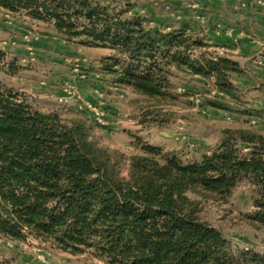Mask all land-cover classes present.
<instances>
[{"label": "trees", "instance_id": "1", "mask_svg": "<svg viewBox=\"0 0 264 264\" xmlns=\"http://www.w3.org/2000/svg\"><path fill=\"white\" fill-rule=\"evenodd\" d=\"M0 8L51 25L63 43L110 50L98 69L109 87L168 101L176 98L175 72L185 71L214 81L210 106L245 105L232 81L245 71L203 50L209 45L199 26L144 20L129 6L99 0H0ZM7 57L0 50V74L16 75L21 68ZM237 111L264 118V107ZM102 129L90 117L35 109L0 78V236L31 235L107 264H264L263 254L234 248L203 217L204 204H227L248 182L255 212L247 220L264 229V134L225 128L208 153L185 162L139 137L142 152L110 148L100 141Z\"/></svg>", "mask_w": 264, "mask_h": 264}, {"label": "rangeland", "instance_id": "2", "mask_svg": "<svg viewBox=\"0 0 264 264\" xmlns=\"http://www.w3.org/2000/svg\"><path fill=\"white\" fill-rule=\"evenodd\" d=\"M99 1L117 10L129 6L132 13L144 20L161 19L175 27L186 23L199 26L201 35L209 45L203 50L236 60L245 71L244 75H236L232 80L240 89L244 106L264 107V83L259 82V87L253 89L249 80L253 75L263 81L261 77L264 74L262 73L264 64H257L255 61L261 54L251 58L244 53L232 52L239 48L240 38L247 39L252 44L254 52L259 49L261 51L264 46L261 39L255 36V32L236 21L244 20L249 12H253L260 16L261 23L257 22L252 28L264 29V0H245L247 3L245 7H239L238 0H233V3L230 2L232 0ZM223 29L239 30L247 37L240 36L239 33L240 37L234 42L224 34ZM25 36L28 39H25ZM56 37L54 47L45 50L44 43ZM13 41H16L15 45L11 44ZM4 42L10 45L4 47ZM26 42L30 43L36 52L35 61L23 64L22 57H13L8 53L6 62L15 59L21 70L13 76L1 73L3 83L24 95L35 109L57 112L62 118L69 120L81 115L89 116L76 103L60 104L56 92L68 86L80 90L79 78L82 74L86 78L89 76L91 79L89 83L95 84V81L102 86L106 124L102 126L99 134L101 143L110 148L119 149L127 154L142 152V146L136 144V138L139 137L144 144H153L165 151H174L183 161L191 162L208 153L217 144L225 128H250L264 134V118H249L239 113L237 110L244 106L232 102L230 104L233 111H226L209 105L208 100L216 92L213 80L195 77L185 71H176V78L173 79L175 85L173 94L176 98L163 102L147 99L129 89L121 91V88L109 87L99 76L100 60L111 54L110 50L84 47L77 43H63L51 25L32 22L26 16L15 15L6 19V11L0 9V50L7 53L20 45L26 49ZM61 45L69 48H62ZM77 48L81 49L77 54L61 51L73 52ZM193 56L199 57V51ZM83 60L86 62L83 63ZM94 89L90 87L92 93ZM143 120L146 121L141 123ZM252 198V187L248 182H243L234 190L229 203L204 204L203 217L221 229L234 248L254 250L264 255V229L250 224L247 220V217L255 212ZM0 264L107 263L91 253L73 257L56 251L28 235L24 241H14L0 236Z\"/></svg>", "mask_w": 264, "mask_h": 264}, {"label": "built area", "instance_id": "3", "mask_svg": "<svg viewBox=\"0 0 264 264\" xmlns=\"http://www.w3.org/2000/svg\"><path fill=\"white\" fill-rule=\"evenodd\" d=\"M220 1H229V0H220ZM245 0H238V6L239 7H245L246 6ZM11 16H14L9 11H6V19L11 18ZM264 20V19H263ZM218 28L221 27L218 26ZM224 30V29H223ZM224 34L230 38L231 40H234V42H237V35H235L234 31L232 30H224ZM220 33V31L218 32ZM243 33H240V36H243ZM25 39H28L27 36H25ZM26 52L21 58V62L23 64H30L31 62H34L36 59V52L33 49V47L30 45V43L26 42ZM12 45L16 44V41L11 42ZM7 42L3 43L4 47L9 46ZM261 56H258L256 58L257 64H264V46H262L260 51ZM86 60H83V63H85ZM103 92L101 91L100 87H96L93 90V94L95 96L94 101L91 100H85L83 96L79 93L76 87L74 86H68L65 87L64 92L61 96L58 97V102L63 105H69L72 103H76L80 109H82L84 112L88 114V116L98 125L103 126L106 124V114L105 110L103 108ZM244 151H247V149H244Z\"/></svg>", "mask_w": 264, "mask_h": 264}, {"label": "crops", "instance_id": "4", "mask_svg": "<svg viewBox=\"0 0 264 264\" xmlns=\"http://www.w3.org/2000/svg\"><path fill=\"white\" fill-rule=\"evenodd\" d=\"M230 2L233 3V0L230 1ZM2 10H4V9H2ZM236 22L237 23H241L242 25H245V27H247V29H249L252 32H255V36H257V37H259L261 39V42H262L261 44L264 43L263 42L264 41V29L256 30V28H252V26H255L257 22L261 23V18H260V16L258 14H254L253 12H249V14L246 16V18H244V20L239 19ZM234 33H235V35H237V37H240V36H238V34L240 33L239 30L234 31ZM213 36L215 37L216 35H213ZM243 36H245V35H243ZM245 37H247V35ZM56 39H57V37L46 41L44 43V45H43V47L46 48L45 50H47L48 48H50V49L53 48L54 45H55V42L54 41H56ZM220 40H222V39H220ZM251 45L252 44H250V42L247 39H241L240 38L238 40V47L239 48L237 49V51H232V52H234V53H242V54L244 53V54L249 55L251 58H255L260 53V51H259L260 49L259 50H256L254 52V50H252V48H251ZM61 47L62 48L64 47L66 49L69 48V46H65V45H61ZM232 48H235V47L232 46ZM61 51H64V52H67V53H70V54H72V53L73 54H77V52L78 51L80 52L81 49H78L77 48V50L75 49V51H73V52H68V51H65V50H61ZM25 52H26L25 47L22 46V45H20L19 47H16L12 51L9 50V52H7V54L9 53L8 55L18 58V57H22L25 54ZM7 59H8V57H7ZM262 73H264V71ZM261 78L263 79V81L260 78H258L256 76H253V75H251L249 77V80L251 82V85H252L253 89L259 87L258 86L259 85L258 84L259 82L264 83V74H262V77ZM90 80L91 79L89 78V76H88V78H86V76L84 74H82V76L79 78V82H78V87L80 88V90H78V91L83 96L84 99L94 101L95 96L92 93V90H90V87H92V88L100 87L101 88L102 86L99 83L95 82L94 80L93 81H94L95 84H91V83H89ZM121 91H122V89H121ZM57 92H56L57 97L58 96H61L63 94V92H64V89L59 90L58 94H57Z\"/></svg>", "mask_w": 264, "mask_h": 264}]
</instances>
